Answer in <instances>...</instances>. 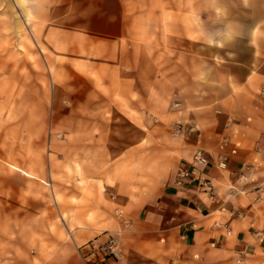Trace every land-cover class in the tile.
Here are the masks:
<instances>
[{"label": "rangeland", "instance_id": "1", "mask_svg": "<svg viewBox=\"0 0 264 264\" xmlns=\"http://www.w3.org/2000/svg\"><path fill=\"white\" fill-rule=\"evenodd\" d=\"M251 16L264 24V0H0V264H52L77 250L83 257L96 237H118L121 191L103 187L112 173L103 182L100 172L86 176V158L100 159L78 147L86 131L96 135L104 116L106 132L124 135L125 147L139 134L145 179L150 151L165 163L166 139L182 127L168 114L180 109L178 92L167 112L150 108L148 67L126 75L133 51L148 57L157 36L162 57L196 52L204 47L198 37L212 41L228 20ZM134 83L140 91L127 90ZM104 142L114 145L108 136ZM118 158H129L112 157L120 169Z\"/></svg>", "mask_w": 264, "mask_h": 264}, {"label": "crops", "instance_id": "2", "mask_svg": "<svg viewBox=\"0 0 264 264\" xmlns=\"http://www.w3.org/2000/svg\"><path fill=\"white\" fill-rule=\"evenodd\" d=\"M256 22L252 16L239 23L228 20L221 35L213 36L212 41L198 37L197 44L204 47L196 52L171 50L162 57L156 52L157 36L150 41L154 51L150 50L148 57H142L139 48L133 51L132 70L126 75H141L142 66L148 67L145 74L149 78L148 90L156 93L150 108L159 107L167 112L169 97L178 92L180 109L168 114L181 121L180 134L175 139H166L165 163L162 158L159 165L158 153L150 151L153 160L148 167L150 176L140 179L139 134L133 133L134 142L125 147L124 135L121 140L106 132L104 116L96 122L99 123L96 135L89 136L86 131V142L78 147L84 148L86 157L100 156L95 162L86 158L83 167L86 176L93 178L94 172L112 173L107 175L112 182L102 185L121 191L116 198L126 215L120 217L121 254L116 262L102 259L101 254L86 256L91 259L86 262L80 254L82 250L76 249L77 254L73 251L56 254L52 264L262 261L264 24L256 26ZM135 84L133 87L128 84L127 90L140 91ZM107 136L113 140L111 147L104 142ZM197 150L203 152L206 163L194 160ZM124 156L129 158L127 163L125 159H115L119 165L122 162L119 169L112 157ZM104 157H111L107 158V165ZM219 161L224 165L220 166ZM181 171L186 174L181 175ZM102 174L103 182L106 175ZM103 224L92 227V233L87 234L96 235L104 229ZM106 235L94 240L101 241Z\"/></svg>", "mask_w": 264, "mask_h": 264}, {"label": "built area", "instance_id": "3", "mask_svg": "<svg viewBox=\"0 0 264 264\" xmlns=\"http://www.w3.org/2000/svg\"><path fill=\"white\" fill-rule=\"evenodd\" d=\"M194 160L198 163H206V157L201 150L195 151ZM219 165L223 166L224 164L223 162L219 161ZM185 174L186 173L184 171H181V175ZM207 183L208 181L205 180V184ZM85 248L88 250L85 254H83L86 262L91 260L87 257H94L98 254H101L102 259L106 258L110 262H116L121 254L118 237L114 234H107L106 237L101 241L92 240L85 245Z\"/></svg>", "mask_w": 264, "mask_h": 264}]
</instances>
